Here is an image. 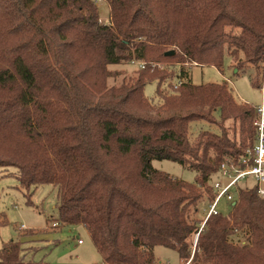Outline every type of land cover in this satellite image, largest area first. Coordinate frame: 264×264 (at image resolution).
Returning <instances> with one entry per match:
<instances>
[{"label":"trees","instance_id":"obj_1","mask_svg":"<svg viewBox=\"0 0 264 264\" xmlns=\"http://www.w3.org/2000/svg\"><path fill=\"white\" fill-rule=\"evenodd\" d=\"M104 1L109 24L94 0H0V168L15 169L28 198L54 186L51 220L84 226L101 264H159V246L184 264H264L256 188L242 189L230 212L201 231L193 217L213 201L222 161L254 145L256 107L236 101L226 83L195 85L185 68L221 70L229 56L238 72L256 68L251 82L262 90L264 0ZM133 62L145 68L110 87L120 74L110 66ZM160 64L181 66L173 94L162 90L172 74ZM153 82L158 106L145 96ZM197 123L220 132L202 130L192 141ZM154 161L195 172V182ZM239 233L249 235L246 245L231 241ZM20 239L3 245L0 264H48L27 260Z\"/></svg>","mask_w":264,"mask_h":264},{"label":"rangeland","instance_id":"obj_2","mask_svg":"<svg viewBox=\"0 0 264 264\" xmlns=\"http://www.w3.org/2000/svg\"><path fill=\"white\" fill-rule=\"evenodd\" d=\"M94 1L100 11L101 23L109 24L110 9L108 4L104 0ZM237 64L234 59L227 56L221 70L210 66L189 67L186 65L185 68H188L192 82L195 85L226 83L236 101L254 107L262 105L264 102L262 90L254 87L251 82L252 76L254 77L258 73L256 68L247 66L245 70L238 72ZM158 67L172 74L163 83L162 90L165 94H173L179 88H175V85L179 84L181 66L177 64H160ZM109 69L120 73L117 77L109 80L108 84L111 87L120 86L123 82L136 78L143 68H141L139 62H133L113 65ZM156 91L157 83H150L145 88V96L149 100H153L155 106H158L162 103V100L157 97ZM202 130L220 132L213 125L193 124L190 131L191 140L194 141ZM153 166L174 178L189 183L195 182L196 173L184 169L176 163L154 161ZM14 172L15 169L13 168L9 171L0 168V250L5 243L21 238L20 240L23 241V247L27 253L25 255L27 260H44L48 264H101V256L88 232L83 227L77 225L61 227L51 220L57 214V189L52 185H42L35 190L31 198H28L27 192L20 187L18 179L11 175ZM29 200L31 204H29ZM207 204H200L201 210L193 215L195 219L202 222V225L206 219V213L203 209ZM218 210L224 215L230 212V208L225 201L219 204ZM22 225L26 227L25 230H21ZM30 231H33L35 235L26 236ZM248 237L249 235L239 233L233 236L231 241L235 245L243 246L248 243ZM78 240H82L85 244L79 246ZM192 241L194 248L196 237H193ZM155 255L159 264H184L176 251L165 247H156Z\"/></svg>","mask_w":264,"mask_h":264},{"label":"built area","instance_id":"obj_3","mask_svg":"<svg viewBox=\"0 0 264 264\" xmlns=\"http://www.w3.org/2000/svg\"><path fill=\"white\" fill-rule=\"evenodd\" d=\"M140 65L141 68H145L144 63H140ZM181 85L182 81L179 79V84L175 85V88ZM262 93L264 95V87ZM254 126L257 130L254 145L248 148L239 159L226 158L220 164L217 175L212 182L214 199L204 208L206 219L201 225L200 231L211 216L221 213L218 207L222 201H225L230 209L236 205L239 202L242 189L256 188L258 195L264 199V102L256 107ZM25 229L26 227L22 225L21 230ZM197 239L198 234L196 243ZM78 243L82 244L83 241L78 240Z\"/></svg>","mask_w":264,"mask_h":264},{"label":"crops","instance_id":"obj_4","mask_svg":"<svg viewBox=\"0 0 264 264\" xmlns=\"http://www.w3.org/2000/svg\"><path fill=\"white\" fill-rule=\"evenodd\" d=\"M79 226H81V227L84 228V226H82V225H79ZM84 229H85V228H84ZM85 230H86V229H85ZM86 231H87V230H86ZM87 232H88V231H87ZM88 234H89V233H88ZM89 236H90V234H89ZM90 237H91V236H90ZM84 244H85L84 242H83L82 244H79V243H78L79 246H83ZM26 254H27V253H26ZM100 256H101V255H100ZM101 259H102V257H101ZM102 262H103V259H102Z\"/></svg>","mask_w":264,"mask_h":264},{"label":"water","instance_id":"obj_5","mask_svg":"<svg viewBox=\"0 0 264 264\" xmlns=\"http://www.w3.org/2000/svg\"><path fill=\"white\" fill-rule=\"evenodd\" d=\"M167 55H173V52L167 53Z\"/></svg>","mask_w":264,"mask_h":264}]
</instances>
